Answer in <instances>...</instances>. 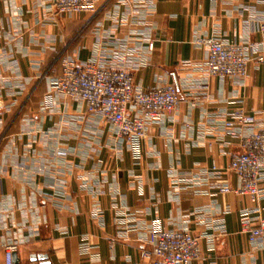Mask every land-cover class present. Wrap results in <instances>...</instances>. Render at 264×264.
<instances>
[{
  "label": "crops",
  "instance_id": "1",
  "mask_svg": "<svg viewBox=\"0 0 264 264\" xmlns=\"http://www.w3.org/2000/svg\"><path fill=\"white\" fill-rule=\"evenodd\" d=\"M55 2L0 0V264L12 245L20 264H150L163 231L201 238L190 264H264L240 224L264 218V173L258 200L235 192L239 139L225 127L242 113L253 122L234 132L264 130V0H97L64 17ZM214 35L247 49L246 78L208 77L196 40ZM125 49L143 58L136 89L173 85L180 98L138 146L52 91L62 58L85 67Z\"/></svg>",
  "mask_w": 264,
  "mask_h": 264
},
{
  "label": "built area",
  "instance_id": "2",
  "mask_svg": "<svg viewBox=\"0 0 264 264\" xmlns=\"http://www.w3.org/2000/svg\"><path fill=\"white\" fill-rule=\"evenodd\" d=\"M97 0H56L54 14L58 17L73 14H94ZM126 21V20H124ZM254 33L260 38L264 49V21H257ZM196 45L208 50L205 71L212 78H246L251 62L247 49L233 41L214 35L199 38ZM150 51L154 43L148 45ZM143 59L134 56L127 49L112 54L107 62H90L80 67L68 58L61 59V74L53 81L52 91L62 97L81 101L89 113L99 115L109 126L117 139L132 146H138L148 136L151 126L163 124L180 107L177 88L166 85L155 89L138 90L135 87V61ZM264 63L263 53L255 58ZM205 97V96H204ZM253 118L242 113L232 116L225 124L226 135L239 139V154L232 157L230 169L239 180L235 192L258 200L261 194L260 180L264 173V130L243 135L233 131L235 124H249ZM221 193L228 192L221 189ZM241 232L248 238L255 252L264 259V218L254 224L248 214L241 216ZM213 237V236H212ZM199 237L190 232L163 231L154 235V241L147 251L150 264H190L203 258ZM81 249L88 251L86 243ZM16 245L6 248V264H13Z\"/></svg>",
  "mask_w": 264,
  "mask_h": 264
},
{
  "label": "water",
  "instance_id": "3",
  "mask_svg": "<svg viewBox=\"0 0 264 264\" xmlns=\"http://www.w3.org/2000/svg\"><path fill=\"white\" fill-rule=\"evenodd\" d=\"M40 258H44L43 256H40ZM13 264H20V260L16 253L13 255Z\"/></svg>",
  "mask_w": 264,
  "mask_h": 264
}]
</instances>
